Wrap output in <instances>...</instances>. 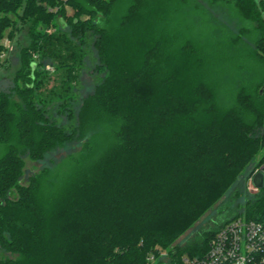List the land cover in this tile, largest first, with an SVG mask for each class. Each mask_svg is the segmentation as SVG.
<instances>
[{
	"label": "trees",
	"instance_id": "1",
	"mask_svg": "<svg viewBox=\"0 0 264 264\" xmlns=\"http://www.w3.org/2000/svg\"><path fill=\"white\" fill-rule=\"evenodd\" d=\"M204 3L0 0V42L29 37L0 91V264H182L225 222L264 220L262 188L240 199L246 216L177 243L264 165V5ZM87 60L96 87L80 101ZM70 143L22 183L26 155Z\"/></svg>",
	"mask_w": 264,
	"mask_h": 264
},
{
	"label": "rangeland",
	"instance_id": "2",
	"mask_svg": "<svg viewBox=\"0 0 264 264\" xmlns=\"http://www.w3.org/2000/svg\"><path fill=\"white\" fill-rule=\"evenodd\" d=\"M204 3V0H201ZM206 1V0H205ZM258 5L262 7L264 5V0H256ZM206 5V3H204ZM209 10L213 12L216 16L222 17V12L214 10L213 7L209 6ZM213 10V11H212ZM224 16L228 17L234 15V5L228 3L226 9L224 10ZM264 12V11H263ZM68 13L72 14V8H68ZM200 31H204L202 27ZM29 42V37L27 35V27L23 26V29L20 30L13 42V50L9 56L8 61L5 64L0 63V91L7 90L9 87L13 86L14 76L18 67L21 64L20 61V51L23 45ZM245 64L244 70L247 76L256 77L259 74L257 65L254 64L253 60L250 57H244L243 61ZM95 64L91 60L86 61V68L82 73L81 83L79 86V95L80 101L92 93L96 87V70L94 69ZM51 73H54L53 71ZM258 77V76H257ZM81 148L80 144H68L65 147H60L52 152H49L45 158L41 160H35L26 155L24 157L25 166H24V175L22 178V183H28V179L32 175L39 173L45 166H56L63 158L67 157L70 152L79 151ZM260 155L257 156V160L253 162L243 175L239 178V182L235 187H232L222 199H220L209 211H207L200 219H198L187 231L184 233L177 243L181 245L185 244L187 241L192 240L194 237L197 239H202L205 232L211 230H216L221 224H223L227 219H231L235 212L240 216H246L241 207L238 206V203L241 200L248 199L251 195L258 192V190L250 185L251 173H256L257 171L263 170L262 164H258ZM252 174V176H253ZM250 176V177H249ZM240 186V191L242 192L238 199L232 197V193L236 187ZM16 195V192H14ZM14 195V196H15ZM210 233L209 235L212 236ZM208 235V236H209ZM167 253H163L162 257L167 259Z\"/></svg>",
	"mask_w": 264,
	"mask_h": 264
},
{
	"label": "built area",
	"instance_id": "3",
	"mask_svg": "<svg viewBox=\"0 0 264 264\" xmlns=\"http://www.w3.org/2000/svg\"><path fill=\"white\" fill-rule=\"evenodd\" d=\"M13 42L9 36L1 40L0 61L9 59ZM250 185L255 187L252 176ZM182 264H264V220L238 217L225 222L204 255L185 256Z\"/></svg>",
	"mask_w": 264,
	"mask_h": 264
},
{
	"label": "water",
	"instance_id": "4",
	"mask_svg": "<svg viewBox=\"0 0 264 264\" xmlns=\"http://www.w3.org/2000/svg\"><path fill=\"white\" fill-rule=\"evenodd\" d=\"M252 182L255 187L258 189L264 188V171L260 170L257 171L255 174L252 176Z\"/></svg>",
	"mask_w": 264,
	"mask_h": 264
}]
</instances>
